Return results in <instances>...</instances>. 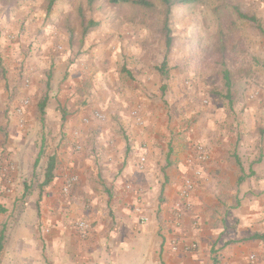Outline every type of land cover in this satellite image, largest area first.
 I'll return each instance as SVG.
<instances>
[{"label": "crops", "instance_id": "1", "mask_svg": "<svg viewBox=\"0 0 264 264\" xmlns=\"http://www.w3.org/2000/svg\"><path fill=\"white\" fill-rule=\"evenodd\" d=\"M66 44L57 56L41 43L28 54L32 47L27 43L21 55L13 45L3 50L8 59L6 71L0 73V211L5 207L10 213L19 206L22 229L28 231L18 234L16 248L3 251L5 264H223L227 256L228 264H241L250 255L254 264H264V239L252 238L264 233V158L246 167L233 151L235 185L244 186L231 209H238L243 198L241 224L232 228L229 238L220 237L224 221L212 225L210 220L224 213L215 214L210 199L227 140L214 136L210 121L198 128L183 126V121L179 125L182 115L162 106L169 97L168 80L133 73L118 55L75 59ZM19 56L25 58L22 63ZM27 68H32L31 78L23 87L20 76ZM176 84L169 81L180 96ZM23 96L31 104L24 109L22 127L14 103ZM43 99L41 116L38 104ZM137 106L141 122L130 114ZM94 111L105 119L83 124L82 118ZM198 143L210 153L202 164L195 160ZM50 158L52 179L43 185ZM42 161L43 180L31 186ZM8 164L13 169L7 171ZM195 168L203 175L192 191L191 210L175 226L173 204L182 179ZM69 173L78 181L63 193ZM6 176L11 195L5 193ZM255 179L258 186L249 184ZM81 219L91 225L85 237L75 228ZM2 241L0 234V252ZM171 242L177 250L171 249ZM190 243L195 246L184 250Z\"/></svg>", "mask_w": 264, "mask_h": 264}, {"label": "rangeland", "instance_id": "2", "mask_svg": "<svg viewBox=\"0 0 264 264\" xmlns=\"http://www.w3.org/2000/svg\"><path fill=\"white\" fill-rule=\"evenodd\" d=\"M149 1L154 5L152 8L112 4L109 0H97L89 8L86 0H54L50 11H47V0H0V73L6 71L5 45L17 47L19 52L16 54L21 55L24 54L20 50L25 43L32 47L27 54L35 51L38 43L48 44L51 54L57 56L65 52L63 44L67 39L69 53L71 51L75 59L97 60L118 55L131 66L133 73L147 75L148 78L158 75L164 83L168 80L169 97L162 100V106L165 109L172 106L175 113L182 115L179 125L183 121V126L198 128L200 123L208 124L210 121L214 136H220L229 143L219 160L222 164L220 176L214 182L216 193L210 199V205L216 207L215 214L224 213L223 218L213 215L210 222L222 225L224 221L220 237L229 238L232 228L241 224L242 209H239L244 203L241 198L239 208L231 209L235 205V197L242 196L244 186L235 185L238 171L232 153L235 150L246 167L249 162L256 165L258 157L264 158V36L254 23L239 19L234 8L255 16L264 28V0H201L176 5L169 20L172 44L168 50L162 31V6L159 0ZM89 20L97 25L82 35ZM165 55L167 78L159 75L157 70ZM19 57L18 62L22 63L25 58ZM223 68L230 73L229 91L224 84ZM31 72L32 68H27L26 74H21L23 87L28 86ZM88 73L93 74L91 70ZM170 80L177 82L180 96L171 90ZM30 104L31 100L26 96L14 103L15 113L17 107L23 106L22 114L16 113L22 127L26 124L24 109ZM134 111L139 115L138 106L132 108V117H135ZM94 112L82 118V123L105 119L102 113V118H96ZM50 135L51 130L47 138ZM44 163L42 161L39 165L31 186H39L43 180ZM12 165L8 164L7 171L13 169L10 168ZM139 168H144V160L139 161ZM4 179L8 185L5 193L11 195L9 176ZM251 181L249 184L259 185L256 179ZM88 205L86 201L85 207ZM2 209L5 211H0V234L3 236L0 264H5L3 251L16 248L18 234L28 231L22 229V209L19 206L10 213L8 208ZM227 254L225 251L223 257ZM219 255L222 259V252ZM228 258L223 264H228ZM254 263V255L241 261V264Z\"/></svg>", "mask_w": 264, "mask_h": 264}, {"label": "trees", "instance_id": "3", "mask_svg": "<svg viewBox=\"0 0 264 264\" xmlns=\"http://www.w3.org/2000/svg\"><path fill=\"white\" fill-rule=\"evenodd\" d=\"M95 1L97 0H86V4L89 8H91ZM199 1L201 0H159L162 6V9H163L164 17L162 21V31L164 33V41H165L167 50L171 47V44H172V36H171L169 20H170V15H171L173 7H175L176 5H188V4L198 3ZM109 2L112 4H131L133 6H138V7H143V8H152L154 6L153 3L149 0H109ZM53 3H54V0H47V7H46L47 11H50ZM234 12L238 16L239 19L247 20V21L254 23L256 29L260 32L261 35L264 36V28L258 18H256L253 15L242 13L237 7L234 8ZM96 25H97L96 22L89 20L86 24V27L83 28L82 35H85L90 28ZM166 69H167V62H166V55H165L163 61L161 62L160 66L157 69L159 74L164 78H167ZM222 73H223L225 87L229 91L231 88L230 73L225 68H223ZM44 107H45V99H43L38 104V110L41 116L44 113ZM236 161L241 169L242 167H241V164L239 163V160L237 159ZM53 168H54V161H53V158H50L47 163V167L45 171V178L42 182L43 185H46L51 181ZM241 180L242 178L239 179V181ZM252 238L263 240L264 233L255 234L252 236ZM0 247H1V244H0Z\"/></svg>", "mask_w": 264, "mask_h": 264}, {"label": "built area", "instance_id": "4", "mask_svg": "<svg viewBox=\"0 0 264 264\" xmlns=\"http://www.w3.org/2000/svg\"><path fill=\"white\" fill-rule=\"evenodd\" d=\"M26 102H24L25 104ZM23 106L16 108V113L22 114ZM134 115L136 116V120L138 122H141L139 116L134 111ZM94 116L96 118H102V114L98 112H94ZM84 121H87V119H84ZM194 154H195V160L196 162L202 164L207 162L209 159V153L206 150V147L200 143L196 144L194 146ZM144 158H141L140 161H143ZM12 168V166H10ZM201 169L195 168L190 174L184 176L181 182V186L178 193V200L174 202L172 207V222L175 226H179L181 224L182 218L184 217V214L191 210L192 207V191L194 189L195 183L198 179L201 178ZM77 176L73 173H69L65 175L63 179V185L61 187V191L63 193H67L70 188L76 183ZM145 220L144 218H142ZM75 228L79 232V234L82 237L87 236L91 231V225L85 221V220H79L75 223ZM195 246L194 243H190L186 245L183 249L188 250ZM171 249L177 250V246L175 245V242H171ZM251 259H253V256H251Z\"/></svg>", "mask_w": 264, "mask_h": 264}]
</instances>
